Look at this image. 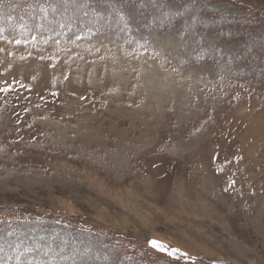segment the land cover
Masks as SVG:
<instances>
[{"label": "rangeland", "instance_id": "obj_1", "mask_svg": "<svg viewBox=\"0 0 264 264\" xmlns=\"http://www.w3.org/2000/svg\"><path fill=\"white\" fill-rule=\"evenodd\" d=\"M62 8L0 33V264H264V0Z\"/></svg>", "mask_w": 264, "mask_h": 264}, {"label": "trees", "instance_id": "obj_2", "mask_svg": "<svg viewBox=\"0 0 264 264\" xmlns=\"http://www.w3.org/2000/svg\"><path fill=\"white\" fill-rule=\"evenodd\" d=\"M52 1L53 0H0V33L5 28H8V29L14 28L16 26L18 27L26 23L31 25L29 27L32 28L31 29L32 33H38L41 27H47L46 30L48 32L58 31L59 33H62L63 31L67 29L66 28L67 26L64 24H67L70 22V21L67 22L68 21L67 19L72 18L70 16H72L73 12L71 13V11L69 10L72 7L70 8L68 7L69 9L66 8L64 10L62 8V12L61 10L54 12V14H51L50 20L45 21L43 20L42 15L39 13L42 10L41 9L42 3L43 4L49 3V2L52 3ZM83 12L81 13L82 17L84 15ZM74 18L80 19V15L76 14ZM57 21H59L61 24L59 25L54 24ZM47 23H52V24H47ZM88 28L94 31L108 29V27H105L102 24H92L88 26ZM34 219H37V218H34ZM54 223L67 227L66 229H69L70 227H72L70 226L71 224H69L67 221H64V220H60V221L56 220ZM79 231L82 233H86L87 235H95V233L92 232V230L86 229L85 227L79 228ZM108 242L112 244L113 245L112 247H114L115 249L119 250L120 252L123 251L125 253L124 257L127 255L140 256L137 253H135V250H133L132 247L131 248L127 247L125 244L117 243L116 241H112V240ZM146 252L148 253V251ZM150 255L152 254L150 253ZM175 257H178L182 259L183 261H190V259L184 255H179V256L175 255ZM125 260H127V258Z\"/></svg>", "mask_w": 264, "mask_h": 264}, {"label": "snow or ice", "instance_id": "obj_3", "mask_svg": "<svg viewBox=\"0 0 264 264\" xmlns=\"http://www.w3.org/2000/svg\"><path fill=\"white\" fill-rule=\"evenodd\" d=\"M151 243H152L153 247H160L161 250H164L163 246L160 245L158 242H156V241H152Z\"/></svg>", "mask_w": 264, "mask_h": 264}]
</instances>
